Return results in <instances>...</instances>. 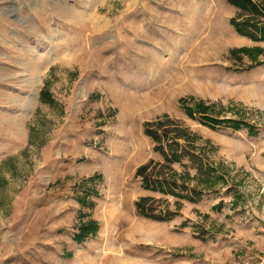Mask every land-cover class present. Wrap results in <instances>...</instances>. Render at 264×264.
I'll list each match as a JSON object with an SVG mask.
<instances>
[{
    "label": "rangeland",
    "instance_id": "374dc122",
    "mask_svg": "<svg viewBox=\"0 0 264 264\" xmlns=\"http://www.w3.org/2000/svg\"><path fill=\"white\" fill-rule=\"evenodd\" d=\"M237 15L226 0H0V264H264V42L240 36ZM183 99L253 134L210 130ZM164 116L227 185L158 223L135 202L176 199L144 195L135 173L162 161L144 127Z\"/></svg>",
    "mask_w": 264,
    "mask_h": 264
},
{
    "label": "trees",
    "instance_id": "16d2710c",
    "mask_svg": "<svg viewBox=\"0 0 264 264\" xmlns=\"http://www.w3.org/2000/svg\"><path fill=\"white\" fill-rule=\"evenodd\" d=\"M226 1L238 10V15L231 20L236 32L254 42H264V0ZM254 50L256 49L244 47L233 50L232 53L247 55ZM257 50L262 51L261 49ZM47 97V92L42 90L40 99L44 101ZM181 102L186 114L192 120L210 130L239 131L247 128L253 134L255 127L246 120L214 115L210 113L211 107L206 106L204 102H199L194 108L188 106L186 99ZM144 134L153 141V150L162 157V161L153 159L147 161L137 168L135 177L140 180L142 190L176 199V209H172L166 199L143 196L135 202L136 214L139 217L158 223L171 222L181 215V202L198 204L207 194L217 191L219 186L227 185V174L223 170V166L212 160L205 147L199 146L201 139L190 132L188 128L176 124L168 116H164L155 122L146 123ZM212 149L214 150L213 147ZM176 165H179L180 169H177ZM98 179L101 180L100 175L82 182V188H85L87 183H93ZM84 190L86 194L77 198L83 207L88 205L91 195L99 196L97 190L90 188ZM222 206L221 202L216 209H220ZM185 225L182 226L185 227ZM98 229L99 225L96 221L81 224L74 237L75 242L77 244L84 243L89 237L96 235ZM202 233H199L198 236L206 241L207 238L202 237Z\"/></svg>",
    "mask_w": 264,
    "mask_h": 264
},
{
    "label": "crops",
    "instance_id": "0c3cea01",
    "mask_svg": "<svg viewBox=\"0 0 264 264\" xmlns=\"http://www.w3.org/2000/svg\"><path fill=\"white\" fill-rule=\"evenodd\" d=\"M147 193V191H144V195Z\"/></svg>",
    "mask_w": 264,
    "mask_h": 264
},
{
    "label": "bare ground",
    "instance_id": "6f19581e",
    "mask_svg": "<svg viewBox=\"0 0 264 264\" xmlns=\"http://www.w3.org/2000/svg\"><path fill=\"white\" fill-rule=\"evenodd\" d=\"M111 213H113V212H111ZM116 215V214H115ZM114 219V218H113Z\"/></svg>",
    "mask_w": 264,
    "mask_h": 264
}]
</instances>
